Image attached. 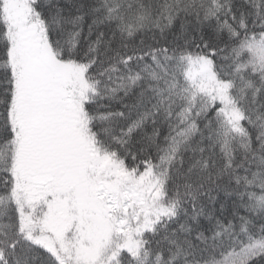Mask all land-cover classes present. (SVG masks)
<instances>
[{
	"label": "snow or ice",
	"instance_id": "obj_1",
	"mask_svg": "<svg viewBox=\"0 0 264 264\" xmlns=\"http://www.w3.org/2000/svg\"><path fill=\"white\" fill-rule=\"evenodd\" d=\"M0 264H264V0H0Z\"/></svg>",
	"mask_w": 264,
	"mask_h": 264
}]
</instances>
